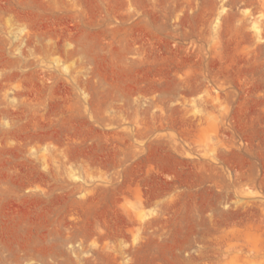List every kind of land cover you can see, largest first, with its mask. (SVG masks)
<instances>
[{
	"label": "rangeland",
	"instance_id": "374dc122",
	"mask_svg": "<svg viewBox=\"0 0 264 264\" xmlns=\"http://www.w3.org/2000/svg\"><path fill=\"white\" fill-rule=\"evenodd\" d=\"M0 264H264V0H0Z\"/></svg>",
	"mask_w": 264,
	"mask_h": 264
}]
</instances>
